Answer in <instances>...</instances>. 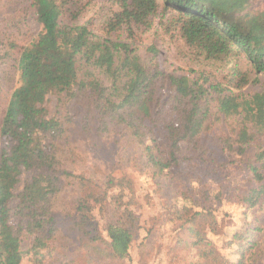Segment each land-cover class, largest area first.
<instances>
[{
    "label": "rangeland",
    "instance_id": "obj_1",
    "mask_svg": "<svg viewBox=\"0 0 264 264\" xmlns=\"http://www.w3.org/2000/svg\"><path fill=\"white\" fill-rule=\"evenodd\" d=\"M58 1L63 4L61 24H82L102 38L118 37L134 48L148 68L156 66L201 84L202 76L207 82L222 81L231 65V61L206 58L202 51L190 47L180 30V11L163 0H157L148 25L119 21L122 0ZM215 2L231 9L237 21L264 11V0ZM41 31L32 0H0V127L10 95L22 84L20 53ZM238 58L248 83L233 91L252 94L264 90V73L257 74L244 55ZM92 78L106 88L111 86L98 67L81 65L78 80L69 90L46 96L44 116L63 124L55 143V173L60 176L61 188L50 202L52 232L45 237L44 247L37 252L28 250L35 234L24 229L18 232L24 251L20 264H264V197L254 206L247 202L250 188L258 184L244 164L231 153L216 155L222 163L217 172L194 163L197 157L189 141L194 130L190 128L180 142L182 162L160 170L148 161L144 145L126 136L115 121L109 120L105 127H98L93 118L83 122L81 115L93 93L78 81ZM224 94H228L226 88ZM216 97L209 94L208 119L198 134L209 147L213 138L218 141L231 135L240 119L239 115L219 113ZM10 145L0 132V156ZM263 146L264 134H257L248 157L253 160ZM35 172L23 171L15 193ZM97 196L107 198L98 204L92 201ZM85 198L93 207L98 239H91L88 233L94 225L85 231L79 220L77 207ZM16 217L12 214L10 219L14 227ZM110 223L131 228L129 260L113 256L105 230Z\"/></svg>",
    "mask_w": 264,
    "mask_h": 264
},
{
    "label": "trees",
    "instance_id": "obj_2",
    "mask_svg": "<svg viewBox=\"0 0 264 264\" xmlns=\"http://www.w3.org/2000/svg\"><path fill=\"white\" fill-rule=\"evenodd\" d=\"M163 2L180 11V30L190 47L202 51L206 58L231 61L222 81L207 82L202 76L200 84L156 66L148 68L134 48L118 37L102 38L82 24H61L63 4L58 0H32L42 31L20 53L22 84L10 95L0 127L1 134L11 141L9 150L0 156V264H20L24 251L18 232L22 229L35 234L28 249L32 252L44 247L45 237L52 232L50 202L61 188L60 176L55 173V143L63 124L44 116V102L52 91L69 90L78 80L81 65L98 67L111 82L106 88L94 78L78 81L80 87H88L93 93L81 115L84 123L93 118L98 127H105L109 120L115 121L126 136L144 145L148 161L160 170L182 162L180 142L193 128L189 141L197 157L194 163L207 170L211 166L212 172H217L222 163L217 162L216 155L231 153L258 184L246 196L249 205L264 197V146L253 160L248 157L255 136L264 134V90L252 94L233 91L248 83L247 73L239 68V56L244 55L257 74L264 73V11L237 21L231 9L216 6L215 0ZM121 5L119 21L148 25L157 0H122ZM223 10L228 15H223ZM225 88L228 94L222 95ZM209 94L217 96L219 113L240 116L237 129L218 141L213 138L210 147L198 136L208 119ZM26 170L36 172L15 193ZM103 198L107 197H93L92 201L100 204ZM77 208L83 229L94 225L88 233L91 239H98L90 201L81 200ZM12 214L17 216L16 227L10 222ZM105 230L113 256L129 260L131 228L110 223Z\"/></svg>",
    "mask_w": 264,
    "mask_h": 264
}]
</instances>
